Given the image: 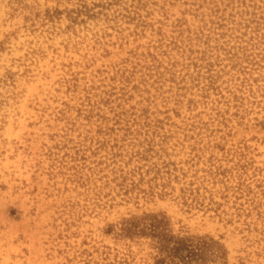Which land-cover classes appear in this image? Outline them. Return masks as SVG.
<instances>
[{"label": "rangeland", "instance_id": "obj_1", "mask_svg": "<svg viewBox=\"0 0 264 264\" xmlns=\"http://www.w3.org/2000/svg\"><path fill=\"white\" fill-rule=\"evenodd\" d=\"M150 215L264 264V0H0V264H182Z\"/></svg>", "mask_w": 264, "mask_h": 264}, {"label": "trees", "instance_id": "obj_2", "mask_svg": "<svg viewBox=\"0 0 264 264\" xmlns=\"http://www.w3.org/2000/svg\"><path fill=\"white\" fill-rule=\"evenodd\" d=\"M148 217V219H143L141 227L135 220L124 222V226L122 228L123 231L132 233L148 229L150 233L158 236L161 247L168 250L171 255L175 254V256L179 259L178 262L182 264L189 261V258L192 255L197 254L196 252L198 249L209 245L202 239H199L198 242H196L194 237H178L174 234H170L168 229L164 227V221L162 219H158L154 215H150ZM167 243L171 246L169 247Z\"/></svg>", "mask_w": 264, "mask_h": 264}]
</instances>
